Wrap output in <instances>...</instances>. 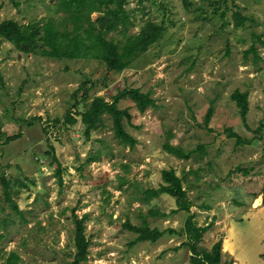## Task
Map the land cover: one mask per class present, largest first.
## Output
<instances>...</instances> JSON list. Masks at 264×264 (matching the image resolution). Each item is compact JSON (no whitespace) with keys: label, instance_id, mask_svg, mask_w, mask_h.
<instances>
[{"label":"rangeland","instance_id":"374dc122","mask_svg":"<svg viewBox=\"0 0 264 264\" xmlns=\"http://www.w3.org/2000/svg\"><path fill=\"white\" fill-rule=\"evenodd\" d=\"M57 1L0 0V22L52 18L59 30L71 29ZM125 8L128 26L108 39L124 43L147 21L164 30L120 72L92 58L24 53L0 36V264L11 252L16 264H67L73 213L86 215L89 253L82 264H190L187 247L173 249L183 234L132 243L136 234L124 227L145 217L151 228L179 230L189 213L207 226L200 247L222 241L219 264H264V0H129ZM235 12L242 25H235ZM123 88L155 100L143 113L130 99L118 103L132 116L124 126L134 146L115 137L107 114L86 137L77 113L95 96L111 102ZM236 89L248 94L245 121L231 98ZM68 111L75 124L65 122ZM166 142L189 156L169 153ZM163 170L181 177L190 212H171L175 198L166 193L147 198V189L165 183ZM2 176L21 215L4 198Z\"/></svg>","mask_w":264,"mask_h":264},{"label":"trees","instance_id":"16d2710c","mask_svg":"<svg viewBox=\"0 0 264 264\" xmlns=\"http://www.w3.org/2000/svg\"><path fill=\"white\" fill-rule=\"evenodd\" d=\"M128 1L58 0V9L67 13L66 19L72 25L71 29L59 30L58 27L61 24L52 18L41 24L32 22L27 25L7 19L0 22V36L24 53H40L43 56L56 59L92 58L102 61L106 69L120 72L133 62L138 53L147 50L150 45L155 43L164 30L162 24L147 21L138 33L127 36L124 43L120 44L113 39H108L106 37L107 33L111 31L124 32L128 26L130 14L125 8ZM138 1L142 2L143 0ZM94 12L100 13L95 20L91 17ZM233 16L236 26L244 23L245 18L239 12H235ZM262 43L264 44L263 41ZM251 50L253 51V48ZM231 98L236 103L240 117L245 121L249 109L247 92L236 89L233 91ZM123 99H130L141 113L145 112L148 107L155 106V100L150 92H142L139 88H123L113 96L111 102L106 101L102 96H95L83 111L77 113L85 126L84 134L86 137L90 135L92 130L102 125V117L107 114L113 122L115 137L122 143L134 146L135 139L126 131L124 126V119L130 122L132 116L128 108L118 107V103ZM75 106L76 103L73 107ZM211 115L212 108H209L205 118L206 122L209 121ZM64 119L68 124H75L77 121L70 111L66 112ZM226 131L229 137L236 139L237 144L242 142L240 136L231 128H227ZM164 148L177 157L189 156L181 148L172 146L168 142L165 143ZM47 153L51 155L50 164L56 165L54 175L61 186L62 169L54 153L53 146H50ZM162 177L165 183L158 188L147 189L145 191L147 198L166 193L175 198L176 208L171 212H190L192 203L182 186L181 177L177 176L173 170H163ZM1 182L4 187L5 200L13 211L21 215L22 210L11 197L9 181L2 176ZM262 201L264 202V188ZM150 213L152 215L158 212L151 210ZM85 218L86 215L79 218L75 213L72 214L74 252L72 259L67 264H82L87 259L89 242L85 235ZM124 227L136 234L132 243L143 241L154 243L166 233L183 234L186 239L180 246L173 249L177 250L181 246L187 247L190 251V264H219L221 262L222 241H217L210 250L200 247L199 241L207 230V226H199L192 213L186 216L183 227L179 230L174 228L166 230H160L156 227L151 228L145 217L140 225L125 222ZM18 260L19 256L15 252H11L5 260V264H16ZM227 264H233V260Z\"/></svg>","mask_w":264,"mask_h":264}]
</instances>
